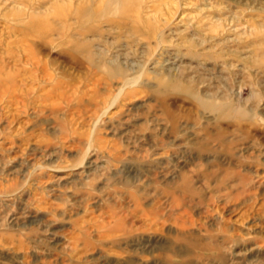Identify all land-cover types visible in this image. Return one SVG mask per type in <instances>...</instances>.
Instances as JSON below:
<instances>
[{
	"label": "rangeland",
	"instance_id": "obj_1",
	"mask_svg": "<svg viewBox=\"0 0 264 264\" xmlns=\"http://www.w3.org/2000/svg\"><path fill=\"white\" fill-rule=\"evenodd\" d=\"M103 1L0 0V264H264V0Z\"/></svg>",
	"mask_w": 264,
	"mask_h": 264
},
{
	"label": "bare ground",
	"instance_id": "obj_2",
	"mask_svg": "<svg viewBox=\"0 0 264 264\" xmlns=\"http://www.w3.org/2000/svg\"><path fill=\"white\" fill-rule=\"evenodd\" d=\"M101 7L98 9L91 10H81L78 13V22H79V32H78V39L75 44V49L84 53V55L87 57L86 59L90 61V59L94 58L91 51H93L92 47L94 45V39L93 38H87V35L91 33L100 34L104 30L101 28V23L103 20H101V16L105 14H111L115 13H121V16L127 17L135 12L137 7L141 5V0H104L101 3ZM122 17V18H124ZM100 18V19H99ZM122 18H116L117 22H121ZM32 23L35 25L34 28L38 29L41 32H45L50 28V22L47 18L42 16H36L33 18ZM149 30H153V27L151 25L147 26ZM92 57V58H91ZM93 60V59H92ZM112 65V61H109L108 65ZM106 65V64H105ZM107 67V66H106ZM108 71L114 76L113 71L111 67L108 66ZM231 107L226 106L223 108L224 112L229 111ZM239 174V175H238ZM237 178L233 175L228 177V175H225L223 178L225 180L234 181L237 179L242 185L246 183V177L245 175L238 172ZM233 177V179H232Z\"/></svg>",
	"mask_w": 264,
	"mask_h": 264
}]
</instances>
